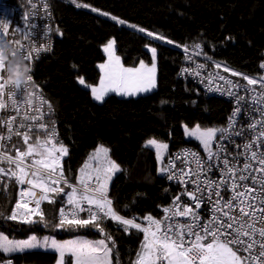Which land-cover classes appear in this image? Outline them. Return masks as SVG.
I'll use <instances>...</instances> for the list:
<instances>
[{
  "label": "trees",
  "instance_id": "trees-1",
  "mask_svg": "<svg viewBox=\"0 0 264 264\" xmlns=\"http://www.w3.org/2000/svg\"><path fill=\"white\" fill-rule=\"evenodd\" d=\"M75 1L77 4L53 0L54 50L34 61V81L56 112L60 133L56 142L67 149L61 162L65 176L75 182L89 156L103 145L120 169L112 175L107 191L116 211L126 218L134 214L161 216L175 187L159 170L155 150L146 146L145 140L155 136L167 141L168 154L185 144L200 146L185 137L183 124L199 122L221 128L230 108L225 99L205 93L178 77L187 57L185 48L200 52L213 66L220 64L222 69L227 66L243 75L259 77V60L264 51V0ZM84 4L89 7L77 6ZM141 28L145 31H139ZM148 32L154 35L149 36ZM112 37L125 66H137L141 61L151 63L152 51L147 46L156 48L157 84L152 91L134 96L112 92L100 102L92 97L89 87L78 82L82 77L86 85L98 84L99 63L106 58L103 46ZM197 44L199 49L195 48ZM235 77L245 81L242 76ZM31 137L30 143H35L37 137L40 141L47 139L42 132H33ZM10 144L21 150L25 147L16 136ZM5 182L9 183V193L5 194L4 185L0 184V211L5 214L0 222L23 229L54 228L60 236L86 233L105 238V234L91 226L55 227L60 207H71L63 195L56 197L55 204L41 203L46 222L26 224L6 219L20 186L14 180L8 182L5 178ZM81 216L86 218V213ZM102 226L114 241V245L109 243L113 264H134L143 233L136 229L124 231L123 226L108 219ZM7 256L14 257L15 264H54L57 259L55 251L37 248L0 252V257Z\"/></svg>",
  "mask_w": 264,
  "mask_h": 264
},
{
  "label": "snow or ice",
  "instance_id": "snow-or-ice-1",
  "mask_svg": "<svg viewBox=\"0 0 264 264\" xmlns=\"http://www.w3.org/2000/svg\"><path fill=\"white\" fill-rule=\"evenodd\" d=\"M31 6L36 7L35 4ZM77 6L89 7L86 4ZM44 7L47 8L48 5L45 4ZM8 15L10 13L5 11L0 16V54L11 46V56L15 58L19 55L31 70L27 81L17 79L13 86H7L5 79L8 65L0 62V110L10 108L17 113L7 118L0 116V128L4 129L0 132V184L4 185L5 194L9 187L5 178L8 182L14 180L18 186H28L19 187L15 206L5 218L26 224L46 222L41 203L46 201L55 204L56 197L63 195L71 210L66 211L65 207H60L55 227L71 229L91 226L105 234V239L95 242H60L47 237L38 240L36 236H31L27 240H12L0 234V252H23L42 247L59 254L57 264H112V248L109 243L114 245V241L102 226L103 221L108 219L123 226L124 231L136 229L143 233L141 250L137 253L134 264H264V76L249 77L224 68L225 72L231 71L234 76H242L247 85L259 86V90L256 87H244V96L229 92V95H236L238 105H241V102L244 106L252 105V111L259 112L261 118L254 119L246 126L253 133L252 139L245 141L243 145H235L238 151L233 155L228 151L227 145L222 143L232 135H244L243 130L233 131V118H230L228 127L223 129H201L197 125L189 130L186 126V134L200 141L207 156L201 158L196 153H187L184 157L186 167L174 170L175 162L170 159L168 166L160 169L162 174H167V179L184 185V191L173 198L170 207L163 208L162 219H157L151 214L141 218L147 222L144 225L137 222V218L120 215L107 195L108 182L112 175L120 170L110 159L108 148L101 145L94 150L89 156V161L79 170V176L73 184L64 175L60 164L61 158L67 155V149L62 144L57 145L54 126L50 129L46 123L35 124L36 120H43V114L30 116L24 112L21 115L23 93L27 83L32 81L31 62L35 53L45 49L42 46L29 49L21 40L8 39ZM30 19L32 17H25L26 21ZM29 27L35 30L36 26L31 24ZM16 31L27 39H36L30 32L20 28ZM139 31L144 32L145 29L141 28ZM147 34L154 35L151 32ZM114 46L115 40H110L104 47L108 60L99 65L102 75L98 85H86L82 77L79 78V83L89 87L92 97L100 102L104 101L110 92L134 96L153 89L155 63L150 68L143 61L139 67H125L120 57L115 55ZM195 48L199 49L200 45H195ZM151 51L155 59L156 50L153 48ZM199 54L198 52L197 55ZM215 66L221 67L220 64ZM260 67L264 68V63H261ZM219 79L225 78L221 76ZM226 83L237 89L241 87L231 81ZM6 95L8 103L4 99ZM237 114H241L239 106L233 115ZM18 116H21L19 122ZM39 130L46 133L47 139L40 141L37 137L35 143H30L31 133ZM13 136L21 139L24 150L10 144ZM146 146L155 147L158 159H162L161 152L168 148L167 144L155 139L148 140ZM187 156H191V160L187 159ZM239 157L243 158L242 161ZM91 161L95 163H90ZM5 164L8 167H4ZM213 170L220 172L218 179L209 177L208 173ZM189 184L192 185L191 190L188 189ZM65 188L70 191L65 192ZM222 190L230 191L232 195L225 200L221 195ZM182 195H186L190 203L182 201ZM205 201L212 203L214 213L206 223L201 221L198 211ZM30 203H34V207H29ZM20 209L25 211H18ZM81 213H86V218L82 217ZM4 215V212L0 211V217ZM66 256L71 259L66 260ZM7 264H11V260L7 261Z\"/></svg>",
  "mask_w": 264,
  "mask_h": 264
},
{
  "label": "built area",
  "instance_id": "built-area-1",
  "mask_svg": "<svg viewBox=\"0 0 264 264\" xmlns=\"http://www.w3.org/2000/svg\"><path fill=\"white\" fill-rule=\"evenodd\" d=\"M70 3L77 4V2H73V0H65ZM35 4V8L31 5ZM47 4L48 7L45 8L44 5ZM53 0H0V16L4 14L5 11H8L10 15L7 16V19L10 21L9 23V36L10 40H21L22 43H26L31 48H39L43 47L45 50L39 51L34 54V58L31 62L32 67V81L27 83L26 90L23 93V101L24 104L21 107V115L24 112H27L30 116H41L43 114V120H36L35 124L43 122L48 124L51 129L54 126L56 139L59 138L60 133L58 130V122L56 117V112L53 105L50 103L47 96L43 93L42 89L37 86L34 81V61L36 58L50 54L54 50L55 46V21H54V11H53ZM25 17H32V19L26 21ZM35 24V30L31 29L29 25ZM20 28L22 31H27L31 33L32 37H36V39H27L25 36H22L20 32H17L16 29ZM197 51L187 49V57L183 61L182 65L178 70V77L192 85L196 86L201 91L212 94L218 97H221L229 102L230 108L227 115V118L222 125L221 128H227L229 125L230 118H233L235 130H243V136H235L232 135L230 139L223 141L222 143L227 145V149L233 155L238 151L235 145H243V143L247 140L252 139L253 133L247 129V124L253 122L254 119H260V115L258 111H252V105L244 106L241 102V105L237 104L236 95H229V92L237 93L240 96H244V87L252 88L256 87L259 90V86H249L247 85V81H241L237 79L234 75L229 72H225L222 68H217L213 66L208 58L201 55H197ZM0 62H4L0 59ZM261 63H264V51L262 57L259 60V72L260 76H264V68H261ZM224 77V80L219 79V77ZM251 77V76H249ZM258 78V77H257ZM27 81V79H26ZM226 81H231L234 85H240L239 89L232 87ZM5 102L7 101V95L5 96ZM50 105V107H49ZM241 107V114L233 115L237 107ZM17 115L15 110L7 109L0 110V116L5 118ZM21 116L17 117V122H19ZM4 131L3 128H0V132ZM34 132H42L46 134L43 130L34 131ZM219 136V133H218ZM5 143H8L5 141ZM264 150V149H262ZM187 153H196L201 158H206L207 152L201 146L194 144H185L170 152L164 162L163 167L168 166V161L172 159L175 162L176 169L186 167L184 163V157H186ZM177 157H181V159H177ZM187 159L191 160V156H187ZM242 161V157H239ZM89 159L86 161L88 162ZM90 163H95L91 161ZM64 170V169H63ZM65 175V171H64ZM167 178V174H164ZM209 177L212 179H218L220 176V172L218 170H213L208 173ZM203 179V177H202ZM174 187L175 192L173 193L170 202L166 207H170L172 205L173 198L181 194L184 191V185L178 183L176 180L167 179ZM76 182V181H75ZM75 182H72L75 184ZM20 187H28L27 185H23ZM109 188V182H108ZM188 189H192V185H188ZM38 191V190H37ZM9 193V189H7V194ZM222 197L227 200L232 193L227 190L221 191ZM18 198V197H17ZM110 198V197H109ZM111 199V198H110ZM215 199V198H213ZM112 200V199H111ZM181 200L185 203H190L188 197L186 195L181 196ZM15 206V205H14ZM13 206V207H14ZM12 207V208H13ZM29 207H34V203H30ZM213 206L212 203L205 201L202 207L198 210L199 215L202 222H208L209 219L213 216ZM12 210V209H11ZM70 208H67L66 211H70ZM20 212H24V209L18 210ZM149 214H134L127 218H137V222L142 223L144 225L147 224L146 221H143L141 218L147 216ZM153 217L157 219H162L164 217V213L161 216L153 215ZM182 219V218H181ZM210 239V238H209ZM208 242V241H205ZM242 254V253H241ZM11 260V264H15V259L12 256L0 257V264H7V261Z\"/></svg>",
  "mask_w": 264,
  "mask_h": 264
},
{
  "label": "rangeland",
  "instance_id": "rangeland-1",
  "mask_svg": "<svg viewBox=\"0 0 264 264\" xmlns=\"http://www.w3.org/2000/svg\"><path fill=\"white\" fill-rule=\"evenodd\" d=\"M110 40H115V39L112 37L111 39H109V41ZM107 43L104 44L103 49L107 45ZM115 44H116V42H115ZM115 47H116V45L114 46V48ZM147 48L150 49V50H152L154 48L156 50V48L154 46H152V45H148ZM156 56H157V54H156ZM222 66H224V65H222ZM224 67H227V66H224ZM229 69H231V68H229ZM78 82H79V79H78ZM150 91H152V90H150ZM139 94H141V93H139ZM139 94H136V95H139ZM124 96H126V95H124ZM197 125H199L201 129L215 128V127L205 126V125H202L199 122H196L194 124H188V123H184L183 124V129H184L185 137L188 140H190V139L195 140L204 149L203 145L200 143V141L196 137L187 135L186 134V131H185V127L186 126H187V128L189 130H192ZM215 129H219V128H215ZM150 139H155L156 141H158L160 143H165V144L168 145V148L166 150H164V151L161 152L162 159H158L157 158V152H156L155 147L154 146H150V147H152L155 150L157 165H158V168L160 170L163 167L164 162H165V159H166V156H167V154L169 152V143L167 141H165V140H162V139L158 138V137L150 136V137H148L145 140V144ZM57 145L59 146L60 143H57ZM57 155H59V153H57ZM62 159H63V157L60 160V164L62 162ZM0 234H4V235L8 236L9 239H12V240H27L31 236H36L38 240H43L44 238L47 237L49 239H55V240L60 241V242H65V241H70V240H88V241L95 242V241H99V240L105 239L102 236H91V235H88L86 233H74V234L67 235V236H60V235L57 234V232H56V230L54 228L48 229V230H43V231L38 230L36 228H29V227L27 229H23L19 225L18 226H15V225H13L11 223H4V222H0ZM109 247H110V245H109ZM37 249H45V248H42L41 247V248H37ZM45 250H51V249H45ZM58 255L59 254L57 253V259L54 262V264H57ZM111 258H112V253H111ZM65 259L66 260H69V259H71V257L66 256ZM112 264H113V260H112Z\"/></svg>",
  "mask_w": 264,
  "mask_h": 264
},
{
  "label": "clouds",
  "instance_id": "clouds-1",
  "mask_svg": "<svg viewBox=\"0 0 264 264\" xmlns=\"http://www.w3.org/2000/svg\"><path fill=\"white\" fill-rule=\"evenodd\" d=\"M12 51L13 49L9 46L2 54H0V59L8 65L7 76L5 79L7 86H13L17 79L26 80L28 78V73L31 70L30 66L25 64L19 55L13 58L11 56Z\"/></svg>",
  "mask_w": 264,
  "mask_h": 264
},
{
  "label": "crops",
  "instance_id": "crops-1",
  "mask_svg": "<svg viewBox=\"0 0 264 264\" xmlns=\"http://www.w3.org/2000/svg\"><path fill=\"white\" fill-rule=\"evenodd\" d=\"M116 48H114V51H115V55L116 56H118L117 55V53H116V50H115ZM119 57V56H118ZM107 60H108V54L106 53V58H105V60L104 61H102V62H100L99 63V65L100 64H102V63H106L107 62ZM121 61V60H120ZM149 68L152 66V64L153 63H155V65H156V68H155V87H156V84H157V61H156V56H155V59H153L152 60V62L151 63H149V62H145V61H143ZM122 63V62H121ZM139 65H140V63L137 65V66H133V67H139ZM125 66V65H124ZM125 67H131V66H125ZM102 75V73H101V70H100V76ZM99 83V82H98ZM96 85H98V84H96ZM93 86H95V85H93ZM154 87V88H155ZM153 88V89H154ZM152 90V89H151ZM110 93H112V92H110ZM113 93H115V92H113ZM109 94V93H108ZM139 94V93H138ZM118 95H122V96H124L123 94H118ZM126 96H128V95H126Z\"/></svg>",
  "mask_w": 264,
  "mask_h": 264
}]
</instances>
